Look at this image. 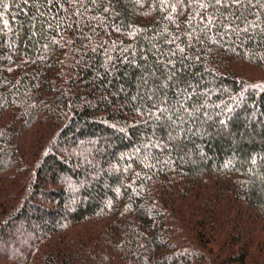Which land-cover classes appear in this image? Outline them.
I'll use <instances>...</instances> for the list:
<instances>
[{"label": "trees", "instance_id": "1", "mask_svg": "<svg viewBox=\"0 0 264 264\" xmlns=\"http://www.w3.org/2000/svg\"><path fill=\"white\" fill-rule=\"evenodd\" d=\"M0 264H264V0H0Z\"/></svg>", "mask_w": 264, "mask_h": 264}]
</instances>
